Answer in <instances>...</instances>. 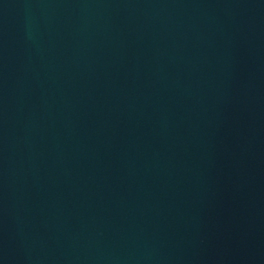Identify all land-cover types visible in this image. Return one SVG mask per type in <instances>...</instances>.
<instances>
[{
  "label": "water",
  "instance_id": "obj_1",
  "mask_svg": "<svg viewBox=\"0 0 264 264\" xmlns=\"http://www.w3.org/2000/svg\"><path fill=\"white\" fill-rule=\"evenodd\" d=\"M0 264H264V0H0Z\"/></svg>",
  "mask_w": 264,
  "mask_h": 264
}]
</instances>
